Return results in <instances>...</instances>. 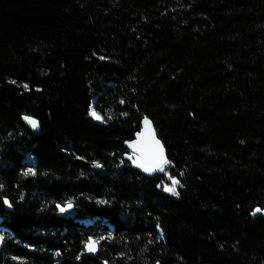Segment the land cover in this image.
Wrapping results in <instances>:
<instances>
[{
	"label": "trees",
	"instance_id": "16d2710c",
	"mask_svg": "<svg viewBox=\"0 0 264 264\" xmlns=\"http://www.w3.org/2000/svg\"><path fill=\"white\" fill-rule=\"evenodd\" d=\"M146 117L155 177L125 159ZM257 208L264 0H0V264H264Z\"/></svg>",
	"mask_w": 264,
	"mask_h": 264
},
{
	"label": "water",
	"instance_id": "95a60500",
	"mask_svg": "<svg viewBox=\"0 0 264 264\" xmlns=\"http://www.w3.org/2000/svg\"><path fill=\"white\" fill-rule=\"evenodd\" d=\"M24 117H30V116H24ZM24 117H23V120H24L25 124L30 129H32L35 133H37L39 127L38 128H33L24 119ZM30 118L38 121V124H39V120L38 119L33 118V117H30ZM145 119H147L150 122L151 132L154 133L155 140H158L160 142V145L163 146L164 157L168 161V157H169L168 151L165 148L162 140L158 137L152 120L147 118V117L143 119L142 128H141V130L139 132L136 133L135 138L133 140H129V141L126 142V148L128 149V152L125 154V159L127 161L131 162V165H132L133 168L137 169L138 171H140L144 175L149 176V177H155L159 173V170L152 171V172H145L143 170V168L137 167V164L133 162L139 156V157H141L140 162L145 163L146 166H151V164H152L150 153L155 148V145H153L151 143V136H150L149 132L146 131ZM141 134H143V135H141ZM130 145H136L135 150H134L133 147H130ZM130 157H131V159H130ZM4 203L6 204L8 210H12L13 209L9 199H7V198L4 199ZM69 205H71V207H69ZM62 208L65 209V211H61ZM58 215L63 217V218H65V219H73V218H75L76 215H77V210H76L75 205L73 203H70V204H67V205H58ZM262 215H264V210H261L260 212H256V210H255L252 213V217L253 218H257V217L262 216ZM91 241H95L96 242L95 243V251H88V248H87V245L89 244L88 243L86 245V253L90 257H97L99 255V252H100V245H101L102 241L101 240L96 241L94 238H91L90 242ZM2 245H3V239H0V250L2 248ZM102 262H103V264H108L106 261H102Z\"/></svg>",
	"mask_w": 264,
	"mask_h": 264
},
{
	"label": "snow or ice",
	"instance_id": "6c2138e0",
	"mask_svg": "<svg viewBox=\"0 0 264 264\" xmlns=\"http://www.w3.org/2000/svg\"><path fill=\"white\" fill-rule=\"evenodd\" d=\"M24 87H27V85H25ZM91 115L93 117H95L96 119L101 118L99 115H97V113L95 111H93L91 113ZM24 119L33 128L39 127L38 121H36L30 117H24ZM145 128H146V131L149 132V134L151 136V143L153 145H155V148L150 153L152 164H151V166H146L145 163L140 162L141 157H139V156L133 162L137 164V167L143 168V170L145 172H152V171H156V170L163 172L164 171V165L167 163V160L165 159L164 153H163V146L160 145V142L158 140H155V135H154V133L151 132L150 122L147 119H145ZM141 135H143V134H141ZM130 147H133L135 150L136 145H130ZM130 159H131V157H130ZM29 172H31V169H29ZM28 174L29 173H25V175H28ZM177 183H179L177 180H172V186L171 187H165V191H168V192H171L175 195H178V193L176 192V187H175V185ZM69 207H71V205H69ZM61 211H65V209L62 208ZM260 211H261V209H259V208L256 209V212H260ZM95 243H96L95 241L89 242V244L87 245L88 251H95Z\"/></svg>",
	"mask_w": 264,
	"mask_h": 264
},
{
	"label": "rangeland",
	"instance_id": "374dc122",
	"mask_svg": "<svg viewBox=\"0 0 264 264\" xmlns=\"http://www.w3.org/2000/svg\"><path fill=\"white\" fill-rule=\"evenodd\" d=\"M96 120H100V119H96ZM26 163L29 164V165H35L37 163V159L34 156L28 155L27 158H26ZM69 204H70V202H69ZM81 220L86 222V223H90L92 221L90 218H84V219H81ZM3 237H5V236L4 235H0V239H2ZM95 239L97 241L98 239H103V238H95Z\"/></svg>",
	"mask_w": 264,
	"mask_h": 264
}]
</instances>
